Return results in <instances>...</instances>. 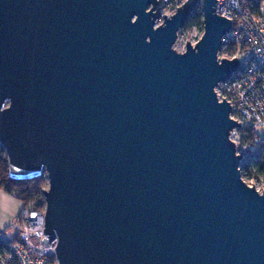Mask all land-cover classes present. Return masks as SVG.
<instances>
[{"label": "water", "instance_id": "obj_1", "mask_svg": "<svg viewBox=\"0 0 264 264\" xmlns=\"http://www.w3.org/2000/svg\"><path fill=\"white\" fill-rule=\"evenodd\" d=\"M214 2L0 0V145L11 179L45 174L57 264H264V188L214 90L238 68L217 59Z\"/></svg>", "mask_w": 264, "mask_h": 264}, {"label": "built area", "instance_id": "obj_2", "mask_svg": "<svg viewBox=\"0 0 264 264\" xmlns=\"http://www.w3.org/2000/svg\"><path fill=\"white\" fill-rule=\"evenodd\" d=\"M165 1L164 13L171 15L185 0ZM214 12L231 22L221 37L217 59L238 60L237 70L214 90L218 100L229 102V117L240 123L229 137L235 153L241 155V172L249 159L264 158V0H215ZM244 128L251 132L249 141L241 140ZM263 188L264 184L256 189ZM44 212V205L41 209L20 206L16 219L0 228V264H57L55 240L43 233Z\"/></svg>", "mask_w": 264, "mask_h": 264}, {"label": "trees", "instance_id": "obj_3", "mask_svg": "<svg viewBox=\"0 0 264 264\" xmlns=\"http://www.w3.org/2000/svg\"><path fill=\"white\" fill-rule=\"evenodd\" d=\"M197 26L203 30L202 13L197 7L185 21L181 30H187L191 26ZM251 132H247L246 128L242 130L241 140L249 141ZM242 176L244 179H258L264 176V158L259 156L256 159H249L242 167ZM47 187L45 174L42 173L31 179H11L8 175V163L5 154L0 152V189L6 194L12 196L20 202L21 206L30 209H41L44 205L42 191Z\"/></svg>", "mask_w": 264, "mask_h": 264}, {"label": "rangeland", "instance_id": "obj_4", "mask_svg": "<svg viewBox=\"0 0 264 264\" xmlns=\"http://www.w3.org/2000/svg\"><path fill=\"white\" fill-rule=\"evenodd\" d=\"M161 20V19H160ZM160 20L158 22H160ZM202 34V30L200 28H198L197 26H191L189 29L187 30H179L178 31V36H177V39H176V42L174 44V48L177 50V51H182L184 50V47H185V43L186 41H190L191 43H194L196 42L199 37L201 36ZM248 184H253L255 188H260L262 187V185L264 184V176H260L258 179H253L250 181V179L248 180H245ZM4 192V191H3ZM5 193V192H4ZM15 199V198H14ZM16 200V199H15ZM12 203V202H11ZM13 203L15 204L16 206V202L13 201ZM12 203V204H13ZM15 207L13 206V209Z\"/></svg>", "mask_w": 264, "mask_h": 264}, {"label": "crops", "instance_id": "obj_5", "mask_svg": "<svg viewBox=\"0 0 264 264\" xmlns=\"http://www.w3.org/2000/svg\"><path fill=\"white\" fill-rule=\"evenodd\" d=\"M13 201L16 202V206ZM13 206L15 207L14 209ZM20 206L21 205L18 200H15L12 196L4 193L0 189V228L9 225L16 219Z\"/></svg>", "mask_w": 264, "mask_h": 264}]
</instances>
